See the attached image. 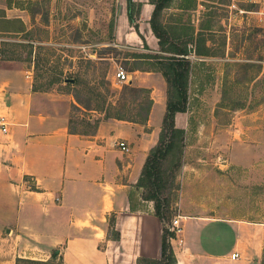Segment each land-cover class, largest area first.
Masks as SVG:
<instances>
[{
    "label": "crops",
    "instance_id": "0c3cea01",
    "mask_svg": "<svg viewBox=\"0 0 264 264\" xmlns=\"http://www.w3.org/2000/svg\"><path fill=\"white\" fill-rule=\"evenodd\" d=\"M132 1L140 4L138 29L128 22L126 0H117L115 42L138 49L145 44L150 53H158L149 25L153 5L150 0ZM0 8L8 19L20 20L27 30L32 27L26 11L6 8L5 0ZM132 78L128 82L133 86L150 90L146 124L108 119L94 135L84 136L68 129L71 101L64 104L60 96L34 92L30 72L0 59V118L7 123L6 132L0 128V264H15L18 258L46 261L56 250L62 264H136L141 257L159 258L162 225L153 215L152 202L142 200L134 186L158 139L152 116L161 108L163 118L166 83L153 72L135 71ZM122 129L130 131L127 139L117 135ZM248 133L251 142L239 139L228 147L231 159L235 147L243 152V168L264 161V132ZM119 142L128 143L129 153L120 151ZM131 191L136 211L129 208ZM112 215L118 241L108 239L107 219ZM177 217L180 232L170 242L177 264L261 263L260 224ZM220 224L235 236L229 252L215 254L222 235L214 230ZM233 253L238 254L234 260Z\"/></svg>",
    "mask_w": 264,
    "mask_h": 264
},
{
    "label": "rangeland",
    "instance_id": "374dc122",
    "mask_svg": "<svg viewBox=\"0 0 264 264\" xmlns=\"http://www.w3.org/2000/svg\"><path fill=\"white\" fill-rule=\"evenodd\" d=\"M36 1L37 14L34 18L28 14L33 19L29 28L32 36L28 39L34 41L32 54L37 58L36 67L24 61L27 50L7 46V52L15 50L21 54L23 62L14 63L30 72L39 93L60 96L64 104L71 101L69 114L73 128L91 131L94 121L102 119L103 113L83 109L76 104L74 95L85 105L90 90L104 93L99 83L106 77L116 93L113 98L107 97L106 102L115 103L122 85L137 88L129 82H118L117 69H123L128 79L133 80L135 71L128 70L139 63L140 69L149 66L131 55H148L150 51L144 48L145 44L138 49L115 42L117 0ZM230 5L231 0H173L170 9L160 17V21L165 20L161 22L170 37H180L179 41H188L190 37L198 41L206 39L210 55L200 57L191 53L186 57L190 62L187 110L176 123L186 132L185 147L181 167L173 172L174 184L163 193L172 211L167 227L172 226L178 215L185 214L214 222L256 223L264 228V161L243 168L239 162L243 152L235 147L231 159L228 150L234 141L244 142L247 138L251 142L250 130L264 132V22L258 23L255 15H237L229 9ZM195 8L197 11L192 12ZM0 10L8 19L5 9ZM192 44L194 48L195 43ZM74 79L77 83L69 84ZM97 104L93 98L90 108H96ZM240 105L242 109L237 108ZM103 106L105 110L107 104ZM156 111L151 129L160 131L161 108ZM117 135L124 140L130 131L122 129ZM172 169L170 163L163 166L169 178ZM215 227L222 240L213 252H229L234 230L229 235L223 225ZM260 259V264H264V249ZM60 263L57 258L51 264Z\"/></svg>",
    "mask_w": 264,
    "mask_h": 264
},
{
    "label": "trees",
    "instance_id": "16d2710c",
    "mask_svg": "<svg viewBox=\"0 0 264 264\" xmlns=\"http://www.w3.org/2000/svg\"><path fill=\"white\" fill-rule=\"evenodd\" d=\"M173 0H150L153 5L152 15L149 25L153 35L158 40L159 51L155 54L140 55L134 53L132 58L145 62L149 68L140 69L139 64L135 68L128 70L129 72H153L160 73L166 83V103L165 112L162 118L160 131L156 144L149 150L142 167L139 179L134 186L135 191H141V199L152 202L153 215L162 225V233L160 236V256L158 259H148L145 257L138 258L136 264H177L176 257L171 247V240L175 238V234L166 226L171 219L172 211L169 199L163 197L164 190L173 186L174 176L173 172L181 167L182 155L185 147L186 132L182 128H178L175 122L176 114L185 113L187 110V81L189 75L190 62L186 59L191 53L196 56H210L208 54L209 48L206 47V39L190 37L188 41H179L180 37L169 36L168 29L160 21V17L164 9L168 8ZM25 5V6H24ZM37 1L24 0H6L8 8L22 9L28 12L34 18L37 14ZM127 19L130 25L137 31L136 17L140 12V4H135L132 0H126ZM0 59L8 62H23L21 54L15 50L7 52L6 47L12 46L15 48H22L27 50L25 62H31L36 67L37 58L32 54L33 40L31 38V30H26L21 21H9L5 19L4 12L0 10ZM1 20V19H0ZM113 29V24L110 25V30ZM10 40L14 42L11 43ZM179 41V42H178ZM203 41V45L200 43ZM23 42V43H22ZM195 47H192V43ZM12 44V45H11ZM191 45V48H188ZM144 48H148L144 45ZM90 64L91 61L87 60ZM66 80V79H65ZM77 80H73L69 84H75ZM99 85L103 88L104 93L90 90L91 96L87 99L85 105L79 100L77 95L74 99L77 105L85 110L103 113L102 119L94 121L91 131L80 132L71 126L69 120V131L73 134L84 136H92L95 134L98 124L103 120L114 119L118 121L130 122L139 125H145L148 121V116L152 107V99L150 97V90L145 88H134L130 85H122L118 99L113 102H106L107 97H115L116 93L113 90L111 83L106 80V77L100 81ZM32 90L38 92L35 85H32ZM98 102L97 107L90 108L92 99ZM124 101L119 109L115 106ZM107 104V108L103 110V105ZM238 106V104L236 105ZM76 109L78 107L74 106ZM228 108V107H223ZM242 109V105L237 107ZM229 108L228 110H230ZM141 116V117H139ZM139 117V118H137ZM165 163L173 165L170 178L166 176L163 171ZM129 208L131 211L137 210V203L134 201V192L131 191L128 195ZM108 239L118 241L119 233L115 230V217L112 215L108 217ZM57 258L62 264V257L56 250L51 257L46 261H35L29 259H16L15 264H51Z\"/></svg>",
    "mask_w": 264,
    "mask_h": 264
},
{
    "label": "built area",
    "instance_id": "2783aa9c",
    "mask_svg": "<svg viewBox=\"0 0 264 264\" xmlns=\"http://www.w3.org/2000/svg\"><path fill=\"white\" fill-rule=\"evenodd\" d=\"M243 7H252L255 10L250 11L244 9ZM231 11H234L237 15H255L258 23L264 22V0H231V5L229 6ZM115 78L120 83L128 82V74L121 68H118L115 74ZM6 121L4 118H0V128H2V132H6ZM118 148L123 153H129V147L125 142H119L117 144ZM178 218V217H177ZM175 218L172 222V226L170 230L175 234V238L180 232V228L178 227V219ZM238 257L237 253H233L231 255V259L234 260Z\"/></svg>",
    "mask_w": 264,
    "mask_h": 264
}]
</instances>
